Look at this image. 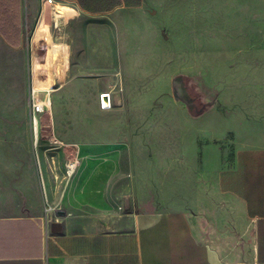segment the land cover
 Masks as SVG:
<instances>
[{
  "label": "rangeland",
  "instance_id": "obj_1",
  "mask_svg": "<svg viewBox=\"0 0 264 264\" xmlns=\"http://www.w3.org/2000/svg\"><path fill=\"white\" fill-rule=\"evenodd\" d=\"M44 2L31 1L24 47L0 46V215L62 206L83 230H127L136 212L195 205L200 184L240 147L264 146V0H148L146 13L53 0L78 13L54 14L68 83L43 77L53 90L38 111ZM177 77L192 107L175 98Z\"/></svg>",
  "mask_w": 264,
  "mask_h": 264
},
{
  "label": "crops",
  "instance_id": "obj_2",
  "mask_svg": "<svg viewBox=\"0 0 264 264\" xmlns=\"http://www.w3.org/2000/svg\"><path fill=\"white\" fill-rule=\"evenodd\" d=\"M31 1L0 0V46L24 47ZM147 2L114 10L146 13ZM56 48L62 58L69 53ZM210 176L195 205L136 212L122 231L83 230L62 206L0 215V264H264V146L240 147Z\"/></svg>",
  "mask_w": 264,
  "mask_h": 264
},
{
  "label": "bare ground",
  "instance_id": "obj_3",
  "mask_svg": "<svg viewBox=\"0 0 264 264\" xmlns=\"http://www.w3.org/2000/svg\"><path fill=\"white\" fill-rule=\"evenodd\" d=\"M57 11L60 12L58 14L60 18H66V19L78 13V10L70 5L61 4L60 6L54 8L50 5L49 2L43 3V8L38 22V27L34 35V46H35V54H36L35 73L37 76L35 89L46 91V99L40 104L43 107L50 102L49 95L50 92H52L53 90L52 85H47L44 87L42 82L43 77L51 79L54 74L57 75V78L61 83L60 88H64L68 83V73L66 72L60 54L55 48V39L52 32L53 21L55 20L54 14L57 13ZM46 81L47 80H45L44 82ZM36 123L37 126H35V133L37 137L39 131L38 119H36Z\"/></svg>",
  "mask_w": 264,
  "mask_h": 264
},
{
  "label": "trees",
  "instance_id": "obj_4",
  "mask_svg": "<svg viewBox=\"0 0 264 264\" xmlns=\"http://www.w3.org/2000/svg\"><path fill=\"white\" fill-rule=\"evenodd\" d=\"M76 1L80 7L91 13L110 12L115 8L126 6H140L142 0H73Z\"/></svg>",
  "mask_w": 264,
  "mask_h": 264
},
{
  "label": "built area",
  "instance_id": "obj_5",
  "mask_svg": "<svg viewBox=\"0 0 264 264\" xmlns=\"http://www.w3.org/2000/svg\"><path fill=\"white\" fill-rule=\"evenodd\" d=\"M45 1V0H44ZM53 0H49V2H52ZM36 91V89L34 90ZM100 104H101V108L103 109H107L109 107H111L112 105V96L110 93H102L101 95V98H100ZM35 108L36 110H41L42 109V105L40 104H35ZM35 126H37V123L35 121ZM53 142H55L56 144L60 145V147H63L64 143L61 142L60 140H58L56 137H54L53 139ZM80 165V159L78 158L77 156V152L74 156V158L70 159L67 164H66V176L67 177H70L74 174V172L76 171V169L79 167ZM56 207H53V206H49L47 209H46V214H48L49 212H52V211H56ZM71 216V214H70Z\"/></svg>",
  "mask_w": 264,
  "mask_h": 264
},
{
  "label": "water",
  "instance_id": "obj_6",
  "mask_svg": "<svg viewBox=\"0 0 264 264\" xmlns=\"http://www.w3.org/2000/svg\"><path fill=\"white\" fill-rule=\"evenodd\" d=\"M173 90L176 99L185 101L190 107L193 106V103L184 92L183 81L180 77H177L173 80ZM61 228H62L61 222L52 223V232H58L61 230Z\"/></svg>",
  "mask_w": 264,
  "mask_h": 264
}]
</instances>
